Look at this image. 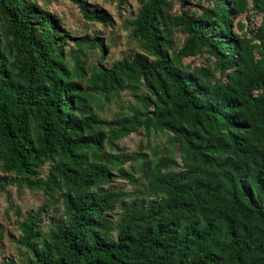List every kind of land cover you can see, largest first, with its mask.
Listing matches in <instances>:
<instances>
[{
  "label": "trees",
  "instance_id": "obj_1",
  "mask_svg": "<svg viewBox=\"0 0 264 264\" xmlns=\"http://www.w3.org/2000/svg\"><path fill=\"white\" fill-rule=\"evenodd\" d=\"M52 1L0 0V193L62 208L46 225L24 217L17 264H264V0L173 13L171 0H134L140 53L108 66L98 37L72 38L39 4ZM125 93V114L100 117V98ZM138 131L165 142L147 140L151 158L113 154ZM113 171L134 190L109 187Z\"/></svg>",
  "mask_w": 264,
  "mask_h": 264
},
{
  "label": "rangeland",
  "instance_id": "obj_2",
  "mask_svg": "<svg viewBox=\"0 0 264 264\" xmlns=\"http://www.w3.org/2000/svg\"><path fill=\"white\" fill-rule=\"evenodd\" d=\"M184 1V5L181 8L178 0H171L172 8L170 12H179L180 10L191 11L192 8L197 6V0ZM199 1L203 6L206 5L205 1ZM39 4L48 13L55 15L61 20L62 27L69 32L72 38L98 37L99 41H102L105 47L103 58L100 60L105 66L112 64L124 56L140 53L134 41L129 37L128 30V22L136 14L138 8L134 0H128L126 3H122L120 0H86V5L91 10L99 11L100 15L106 19V24L85 20L77 4L71 0H54L48 4L42 2ZM238 20L245 25V28H256L260 23L259 17L255 16L252 17L250 22L245 19V16L237 19L235 23ZM234 31L239 33L236 29ZM177 38L180 44L183 37L178 34ZM69 46L77 48L75 42H70ZM88 56L90 63L97 62L100 59L96 51L89 52ZM189 61L190 59H187L185 63ZM133 102V97L125 93L110 103H106L103 98H100L97 109L100 117L110 120L125 114L128 111L129 105ZM147 140L152 145L162 147L165 142V137L149 134L147 138L142 131H138L117 142V152L113 154H140L151 158L146 148ZM124 168L135 177L137 176L129 168V165H125ZM112 174L113 182L109 187L122 192H132L134 190V187L127 183L126 180L117 177L115 171ZM47 201V198L40 192L18 189L16 186L7 187L4 192L0 193V264H9L10 262L17 264L19 262L21 258L20 249L15 244V240H17L20 234L18 225L24 217L41 211L39 218H41L44 225L51 218L57 219L60 217L62 211L60 204H56L53 207H45ZM119 213V210L115 211L112 217L116 218Z\"/></svg>",
  "mask_w": 264,
  "mask_h": 264
}]
</instances>
